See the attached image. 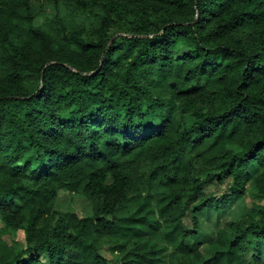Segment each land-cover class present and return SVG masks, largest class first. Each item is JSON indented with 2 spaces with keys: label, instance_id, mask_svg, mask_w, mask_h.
Here are the masks:
<instances>
[{
  "label": "trees",
  "instance_id": "16d2710c",
  "mask_svg": "<svg viewBox=\"0 0 264 264\" xmlns=\"http://www.w3.org/2000/svg\"><path fill=\"white\" fill-rule=\"evenodd\" d=\"M262 201L264 0H0V264H264Z\"/></svg>",
  "mask_w": 264,
  "mask_h": 264
},
{
  "label": "rangeland",
  "instance_id": "374dc122",
  "mask_svg": "<svg viewBox=\"0 0 264 264\" xmlns=\"http://www.w3.org/2000/svg\"><path fill=\"white\" fill-rule=\"evenodd\" d=\"M216 189V188H215ZM225 186L221 188L220 193L222 194L224 192ZM254 199L244 196L241 197V199H236L233 203L232 208L228 212H221V213H204L202 217V222L204 226L211 228L213 230L216 229V227L221 228L224 226L226 221H230L234 218V216L237 213H241L242 210L250 208V206L253 204ZM262 205H264V201L261 202ZM58 211H68L71 210L73 212L78 213L81 217L90 215V212H92V206L90 201H88L87 198H85L82 195H76L69 192H62L59 195V200L57 204ZM235 214V215H234ZM205 235V236H204ZM204 236V237H203ZM201 237V238H200ZM17 242L22 246L25 247V236L22 231L16 232L15 236ZM212 235L210 233L204 232L201 235L198 234L197 240L202 241L203 244V252L208 253L209 248L208 244L212 241ZM5 239L8 242H11V237H5ZM102 255L106 257L109 260H113V255L109 253L108 251H102Z\"/></svg>",
  "mask_w": 264,
  "mask_h": 264
},
{
  "label": "water",
  "instance_id": "95a60500",
  "mask_svg": "<svg viewBox=\"0 0 264 264\" xmlns=\"http://www.w3.org/2000/svg\"><path fill=\"white\" fill-rule=\"evenodd\" d=\"M197 17H198V15H197ZM115 37H116V36H115ZM115 37H114V38H115ZM51 64H54V62H50V63H48V64L45 66V68L48 67V66L51 65ZM43 73H44V71H43ZM42 82H43V78H42Z\"/></svg>",
  "mask_w": 264,
  "mask_h": 264
}]
</instances>
